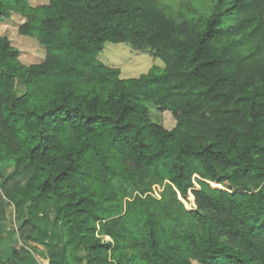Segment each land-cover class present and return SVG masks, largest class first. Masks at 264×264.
I'll return each mask as SVG.
<instances>
[{
    "label": "trees",
    "instance_id": "trees-1",
    "mask_svg": "<svg viewBox=\"0 0 264 264\" xmlns=\"http://www.w3.org/2000/svg\"><path fill=\"white\" fill-rule=\"evenodd\" d=\"M107 42L164 67L122 78ZM0 201V264H264V0H0Z\"/></svg>",
    "mask_w": 264,
    "mask_h": 264
},
{
    "label": "rangeland",
    "instance_id": "rangeland-1",
    "mask_svg": "<svg viewBox=\"0 0 264 264\" xmlns=\"http://www.w3.org/2000/svg\"><path fill=\"white\" fill-rule=\"evenodd\" d=\"M30 4H41L47 2V0H28ZM208 0H191V3L199 10L204 9ZM172 7L178 9L180 3L172 2ZM20 18L14 17V20L5 21L7 24V33L12 43L18 46L21 50L20 58L24 62H37L45 55V49L39 45L35 38L17 34V21ZM98 59L110 67H115L120 70V76L122 78L138 77L139 75L146 73L151 67H164V63L161 59L153 55L152 50L149 47H134L129 43H105L103 50L98 54ZM150 110V118L152 121L160 123L165 128L170 129L175 125V117L170 112H160L151 103H147ZM190 195H192L190 193ZM189 195V203L184 200L186 207H195L193 202V196ZM0 224L5 229V232H11L13 240H15L16 246H24L22 240L17 233V225L15 222V212L12 204H8L4 201H0ZM109 238V237H107ZM103 237L104 242L109 240ZM35 249L32 250L38 264H48V254L46 249L37 244H32ZM192 264H199L196 261H192Z\"/></svg>",
    "mask_w": 264,
    "mask_h": 264
},
{
    "label": "crops",
    "instance_id": "crops-1",
    "mask_svg": "<svg viewBox=\"0 0 264 264\" xmlns=\"http://www.w3.org/2000/svg\"><path fill=\"white\" fill-rule=\"evenodd\" d=\"M4 27H7V24H4Z\"/></svg>",
    "mask_w": 264,
    "mask_h": 264
},
{
    "label": "water",
    "instance_id": "water-1",
    "mask_svg": "<svg viewBox=\"0 0 264 264\" xmlns=\"http://www.w3.org/2000/svg\"><path fill=\"white\" fill-rule=\"evenodd\" d=\"M181 198V197H180ZM194 199V198H193ZM193 202H194V200H193Z\"/></svg>",
    "mask_w": 264,
    "mask_h": 264
}]
</instances>
